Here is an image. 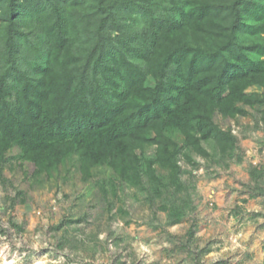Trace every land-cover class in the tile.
I'll return each instance as SVG.
<instances>
[{
	"label": "trees",
	"instance_id": "obj_1",
	"mask_svg": "<svg viewBox=\"0 0 264 264\" xmlns=\"http://www.w3.org/2000/svg\"><path fill=\"white\" fill-rule=\"evenodd\" d=\"M244 106H264V0H0V165L14 146L33 175L76 154L85 179L106 165L129 186L146 176L161 197L184 188L186 150L209 157L213 141L241 160L214 114Z\"/></svg>",
	"mask_w": 264,
	"mask_h": 264
},
{
	"label": "rangeland",
	"instance_id": "obj_2",
	"mask_svg": "<svg viewBox=\"0 0 264 264\" xmlns=\"http://www.w3.org/2000/svg\"><path fill=\"white\" fill-rule=\"evenodd\" d=\"M31 53L25 45L19 51ZM20 62L32 73V63ZM244 108L234 118L214 114L237 137L241 160L221 155L213 141L205 142L209 157L186 150L184 188L161 197L146 176L143 188L129 186L106 165L85 179L76 154L33 175L34 165L10 148L0 165V264H263L264 106ZM253 167L262 171L258 183ZM162 203L181 207V221L170 223Z\"/></svg>",
	"mask_w": 264,
	"mask_h": 264
}]
</instances>
